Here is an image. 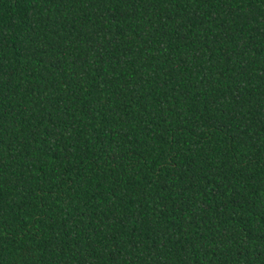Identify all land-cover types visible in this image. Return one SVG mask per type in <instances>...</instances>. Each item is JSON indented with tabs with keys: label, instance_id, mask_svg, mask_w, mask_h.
<instances>
[{
	"label": "trees",
	"instance_id": "obj_1",
	"mask_svg": "<svg viewBox=\"0 0 264 264\" xmlns=\"http://www.w3.org/2000/svg\"><path fill=\"white\" fill-rule=\"evenodd\" d=\"M0 264H264V0H0Z\"/></svg>",
	"mask_w": 264,
	"mask_h": 264
}]
</instances>
